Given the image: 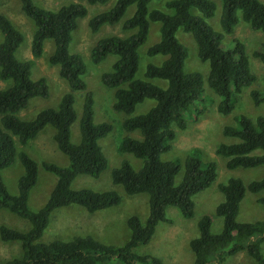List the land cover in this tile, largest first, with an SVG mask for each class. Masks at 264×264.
Returning a JSON list of instances; mask_svg holds the SVG:
<instances>
[{
  "label": "trees",
  "instance_id": "trees-1",
  "mask_svg": "<svg viewBox=\"0 0 264 264\" xmlns=\"http://www.w3.org/2000/svg\"><path fill=\"white\" fill-rule=\"evenodd\" d=\"M19 1L23 14L35 27L30 46L32 57L40 58L45 41L51 40L53 52L49 64L58 67L60 78L66 81L71 92L62 97L57 108L42 110L32 120L17 116L31 99H46L49 88L45 77L31 78L33 60L19 61L15 57L24 36L0 13L3 38L0 42V81L9 82L8 87L0 89V211L6 210L29 223L27 231L0 225V240L18 242L21 246L19 256L0 264H164L155 256L137 254L136 248L151 241L158 223H171L166 218L168 207L177 208L183 218L192 219L194 197L210 188L217 177L216 161H202L197 157L202 153L199 148L190 150L183 163L178 159H161L172 149L176 138L174 128L182 131L187 128L189 121L184 114L193 108L195 113L190 112V120H197L205 111V107L199 109L204 93L203 77L197 71L185 73L187 49L177 41L175 33L182 30L192 36L198 59L209 66L207 83L219 99L217 112L230 115L235 109L236 96L251 87L256 76L251 71L243 44L233 40V47L226 49L222 46L224 35H231L240 20L253 31L264 33V4L258 0H220V31L206 22L217 8L212 0H170L166 3V8L172 11L170 14L149 10L151 0H117L111 9L88 21L90 31L96 33L103 26L119 23L126 10L135 6L133 15L121 26L123 31L133 33L98 40L90 51V62L99 64L108 55L117 56L111 71L101 77L105 87L115 90L113 109L116 112L130 115L144 100L156 101L145 114L122 122L127 134L137 132L139 137L125 136L116 151L132 155L141 161V166L134 169L127 160H121L111 171V181L128 196H146L148 214L144 222L136 215L128 217L129 237L122 245H115L91 236H74L67 241L55 239L49 243L40 241L52 213L59 208L78 205L93 214L118 206L122 201L116 191L71 188L76 177L85 175L97 179L108 166L98 141L108 135L112 127L108 123L93 122V98L89 91L83 101L80 142H70V127L76 119L72 92L86 91L82 78L86 65L80 54L68 52L72 32L87 15L86 7L79 2L95 5L108 0H76L79 2L61 5L57 10L43 9L33 0ZM192 10L199 14H193ZM152 22L160 24V40L147 54L166 59L160 65L148 64L144 76L148 80H161L166 84L164 87L135 79L139 67L138 49L145 43ZM252 56L264 63V43ZM249 95L255 106L264 103L260 91L250 90ZM234 121L237 126L227 125L222 130L223 136L232 141L220 144L215 154L225 159L228 170L264 166V115L251 119L240 114ZM46 126L54 128L53 140L67 157L68 166L41 162V168L54 175L57 181L44 205L32 211L28 199L38 181L39 164L25 151L17 152L14 137L24 147ZM17 157L23 175L18 180V194L13 196L7 192L1 172L12 166ZM218 190L223 201L216 206L215 216L223 219L222 228L212 233V219L208 215L199 219L198 236L189 242L193 264H225L228 258L240 252L248 254L256 264H264V221L237 220L246 192L259 194L264 191V177L247 185L239 178H231L226 184H219ZM257 202L264 206V195Z\"/></svg>",
  "mask_w": 264,
  "mask_h": 264
},
{
  "label": "rangeland",
  "instance_id": "rangeland-1",
  "mask_svg": "<svg viewBox=\"0 0 264 264\" xmlns=\"http://www.w3.org/2000/svg\"><path fill=\"white\" fill-rule=\"evenodd\" d=\"M76 0H33V2L46 10H57L61 5H65ZM117 0H108L103 4L88 5L86 2H79L87 9V15L79 20L78 27L72 32V39L68 47L71 54H80L86 65V73L83 80L86 84V91H73L74 111L76 119L70 127V142L78 144L80 142V119L82 116L83 101L85 93L89 91L93 98V122L95 124L108 123L111 125V132L101 138L98 143L108 161L107 168L102 172L99 178L80 175L74 179L71 184L72 189L88 188L96 192L116 191L121 195V204L106 210L97 211L93 214L88 213L84 208L78 205L62 207L54 211L51 215L50 223L45 230L40 241L49 243L55 239L70 240L74 236H91L106 244L122 245L129 237L127 227V218L136 215L142 222L145 221L148 214L147 197L144 195L128 196L123 192L120 186L114 185L111 181L112 169L119 166L121 160H127L134 169H139L141 161L138 162L132 155L119 154L116 149L125 136L139 137L137 132L127 134L122 129L124 119L145 114L152 106L155 100L146 99L135 107L130 115L118 113L113 109L114 89L105 87L101 82L104 73L112 69V65L117 60V56L108 55L99 64L90 62V51L95 43L106 36L125 37L133 32L122 30V23L130 18L135 6H130L122 19L113 26H103L98 32L92 33L88 27V21L95 15L111 9ZM170 0H151L148 4L149 10H160L165 13H172L166 8V3ZM215 1L217 8L214 16L207 19L206 22L216 31H220L219 16L221 11L220 0ZM264 4V0H258ZM0 13L5 15L24 36V41L15 53L19 61L33 60L31 78L38 79L45 77L49 96L44 98H33L30 100L27 108L21 110L17 116L22 120H32L42 110L57 108L62 97L70 93L71 90L58 74V67L49 64V57L53 52V43L47 40L44 43L43 53L40 58H33L30 51L31 40L35 30L33 22L27 18L22 10L19 0H0ZM192 13L199 14L196 10ZM159 23H150L148 36L145 43L139 47V67L135 79L144 80L154 85L164 87L166 84L161 80H148L144 76L145 68L148 64L160 65L164 59L163 56L150 57L147 51L160 40ZM175 38L187 49V58L184 62L185 73L199 72L203 77L204 93L199 109L205 107L204 113L197 120H190L191 113H195L193 108L190 112L184 114V118L189 121L187 128L182 131L174 128L176 138L172 149L161 156L163 160L178 159L182 163L193 148H199L202 153L197 154L202 161H216L217 177L210 188L197 194L194 197L195 214L192 219L182 217L180 211L174 207L166 209V218L171 223L160 222L156 226L153 238L148 244L139 246L135 252L143 255L148 254L159 258L164 264H193V254L189 248V242L198 236L197 222L203 215H208L212 219L211 232L218 233L222 228L223 219L215 216L216 206L223 201V196L218 190L219 184H226L231 178H239L245 185L251 181L259 180L264 177V166L250 169L228 170L225 166V159L217 156L215 150L222 143H229L232 140L222 134L225 126H237L234 118L237 115L244 114L251 119L264 115V103L255 106L250 98V90L260 91L264 95V63L252 56L254 51L259 50L264 43V33L253 31L250 26L243 21L235 26L234 32L230 35H224L223 47L230 49L233 47V40L243 44L245 54L250 63L251 71L256 76L255 83L246 88L241 94L236 96L235 109L230 115H221L217 112L218 97L208 87L207 79L209 74L208 63L201 62L197 57V46L190 34L178 30ZM0 33V42L2 41ZM9 86V82L0 81V89ZM55 130L52 126H46L40 131L36 138L29 141L24 147L20 146L18 140L14 137L17 152L25 151L34 161L39 164L38 181L36 186L30 191L28 207L32 211L40 209L48 199L51 190L57 181L52 174L45 172L40 164L49 162L59 167H67V157L59 151L53 140ZM190 154V153H189ZM182 175V171L180 172ZM179 174V176H180ZM23 175V167L18 157L14 164L1 172V177L6 190L9 194L15 196L18 194V180ZM178 176V177H179ZM177 177V178H178ZM178 180V179H177ZM178 182V181H177ZM264 191L259 194L246 192L241 202L238 221L258 222L264 221V206L257 202ZM0 225L27 231L29 223L6 210L0 211ZM21 254V246L18 242L4 243L0 240V262L17 257ZM225 264H256L245 252H240L227 259Z\"/></svg>",
  "mask_w": 264,
  "mask_h": 264
}]
</instances>
